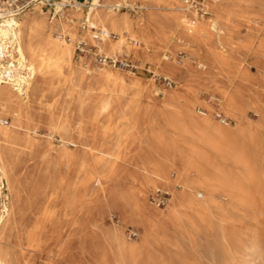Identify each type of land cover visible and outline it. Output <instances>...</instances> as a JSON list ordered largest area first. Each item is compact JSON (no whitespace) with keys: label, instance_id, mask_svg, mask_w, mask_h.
I'll use <instances>...</instances> for the list:
<instances>
[{"label":"bare ground","instance_id":"bare-ground-1","mask_svg":"<svg viewBox=\"0 0 264 264\" xmlns=\"http://www.w3.org/2000/svg\"><path fill=\"white\" fill-rule=\"evenodd\" d=\"M41 2L14 12L12 0H0V264L17 262L19 255L15 247L21 245L22 239L33 249L43 235L59 239L71 219L69 214L80 222L83 198L79 193L80 178L76 196H71L65 190L64 176L49 184L51 188L46 185L32 190L28 187L35 180H27L19 170L26 169L39 155L40 161L53 156L68 168L74 156L69 147L80 146L92 155V164L112 171L115 162L121 159L119 146L108 145L99 137L115 141L124 129L129 130L131 142H140L139 149L129 154L132 157L129 167L141 180L129 191L128 213L123 211L124 203L116 206L123 220L110 226V236L119 250L129 255V264H250L248 256L255 245L226 249L224 224L229 221L226 213L236 203L247 207L259 196L254 188L251 192L242 186L253 180L251 155L255 152L257 134L264 130L261 93L264 91V0L207 3L214 13L206 20L208 30L201 26L200 20H190L183 13L190 10L194 0H53V14L49 17L40 13ZM123 8L126 11H119ZM129 8H135V15L129 13ZM157 8L165 10L156 11ZM241 23L247 30L245 35L236 34ZM184 37L188 39V59H212L223 70L230 60L224 51L234 58L241 56V47L252 48L257 75H251L241 66L228 69L231 75L221 81L216 77L218 70L215 74L212 67L197 71L162 62L150 52L155 41L177 45ZM82 44L87 45V51L95 48L112 60L119 56L134 60L139 68L154 60L166 75L172 76L176 89L161 93L165 99L163 106L170 112L162 117L174 134L166 136L158 130L153 114L149 128L143 131L141 125L148 116L147 106L141 103L142 78L123 75L115 69L116 64L96 65L89 54L77 56L76 49ZM121 63L129 65L125 61ZM125 79L129 91L122 86ZM71 81L79 89L74 99L78 114L75 122L68 118L70 114L68 117L64 114V100H60L61 89ZM202 89L215 90L209 94L219 100L220 109L230 118L229 123L221 124L213 119L214 107L198 97ZM197 102L204 109L198 110L202 116L195 113ZM35 103L37 111L33 109ZM173 103L181 109L171 113ZM247 105L254 107L256 121L245 116ZM103 111H109L107 124L102 131L100 128L101 132L89 133L86 124ZM2 115L11 118L9 125H4L8 121ZM41 118L51 131L49 136L60 142L58 148L51 141L45 145L39 141ZM263 141L258 145L262 147ZM170 170L176 172L174 179L169 177ZM91 177L102 183L106 173L98 171ZM146 188L168 194L164 209L148 204ZM59 195L62 198L57 202ZM125 220L141 229L134 241L125 237ZM216 230L224 240H216L213 235ZM219 246L225 252L221 258L215 250Z\"/></svg>","mask_w":264,"mask_h":264},{"label":"rangeland","instance_id":"rangeland-1","mask_svg":"<svg viewBox=\"0 0 264 264\" xmlns=\"http://www.w3.org/2000/svg\"><path fill=\"white\" fill-rule=\"evenodd\" d=\"M36 1H40V0H36ZM36 1L30 3L29 5H33ZM78 1L84 2L86 0H78ZM212 1L213 0H208V1L207 0H194V5L190 7V10L184 11L183 13L186 12L187 18L190 20H196V19L200 20L201 26L205 30H208L207 21H209V19L212 18L214 13L208 9L207 3H210ZM51 2H53V0H42V2L39 3L41 7L40 13L45 17H49L50 15L53 14V12H51V7H52ZM192 9L194 10L193 12H195V14L191 12ZM164 10L165 9L163 8L156 9V11H164ZM119 11L121 12L126 11V8H123ZM44 13H46V15ZM129 13H131L132 15H135V8H129ZM142 15L143 14H141V17H143ZM246 31L247 30L245 28V25L241 23L240 25H238V30L236 31V34L245 35ZM55 32H57V30H55ZM137 39H138V43L136 45H139L140 43L139 38ZM187 42H188V39L185 37L182 38L178 42L177 45L173 43L166 44V43H161L159 41H155L153 44V47L150 49V52L154 53L157 57H159V59L162 62L176 63L184 67H191L197 71H206L212 67L214 69L215 74H216L215 71L218 70L216 77L220 78L221 81L225 80L227 78V75L228 76L229 74L231 75L229 71L235 70L236 68H239L241 66H242L241 68H245L251 75H257V68L255 66L256 57L253 54L252 48L247 49L246 47H241L239 50L241 56L240 57L237 56L234 58L231 57L232 55L229 51L228 52L227 50L224 51L226 56L230 59L228 60L229 62H227L226 66L229 64L228 66L231 68L227 66L225 68L226 70H223V68H220L221 66L217 64L216 62L212 63L211 62L212 59L209 61L207 60L204 61L202 59H196V60L188 59V57H186L188 56ZM201 50H204V48H202ZM76 54L79 57H84L86 54H89V56H91L92 61L96 65H99V66L105 67L108 64L109 65L116 64L115 69L123 73V75L125 76H129V75L130 76L131 75L140 76L144 84V90L142 91L143 96H141L142 97L141 103L144 107L147 106L146 113L148 116L146 119V122L141 125V129L145 131L149 128L150 122L152 120V114H153L154 116L153 118H155L154 120L156 121V128L158 130L162 131L163 134L166 136H170L174 134L172 127L167 125L166 123L167 120L165 117L170 112L165 106H163L162 102L165 99L161 91L162 90L163 91H173L176 89L177 85H176L175 79L170 75H166L162 67L159 66L157 63H155L154 60L146 61L143 64V67L145 68L141 67L142 68L141 69L139 67H136L137 62L134 60H128V59H125L119 56L118 58L114 57L113 60L115 59L116 60L113 62L112 59L106 57L104 54L98 53L95 50V48H92V50L87 51V45L85 44H82L81 47L76 49ZM121 61L123 62L125 61L129 63V65L125 66L121 63ZM262 64L264 66V61H262ZM125 82H126V79L124 81V84H122V86L123 87L125 86L127 90L129 91V83L126 82L125 84ZM69 83L67 82L65 84L66 86L64 85V87L61 89V93L63 94V97L61 95L60 100L61 101L64 100L63 101L64 103H67V102L71 103V104L62 103L64 107L63 111L65 112L64 114L67 117L70 114L68 118L71 119L72 121L74 120L73 122H75L77 120L76 118L78 114H77L76 100L74 99H76L79 89L77 88V86H75L74 81L73 82L71 81ZM260 89L262 88L260 87ZM214 91L215 90L202 89L198 92V97L200 101H203V102L207 101V103L211 104L214 107L212 116L216 122H219L221 124L229 123L230 118L220 109V104H218L220 103L219 100L216 99L217 100L216 101L215 98H212L211 95L209 94L210 92H214ZM261 93L262 95H264V91H262ZM54 98L55 97H49L47 99L52 100ZM252 105H247V108L245 107L244 109L245 110L244 113H245V116L247 118L249 117L251 121H256L257 113ZM156 108L158 109L159 113ZM33 109L34 111H37L38 106L36 103ZM180 109H181V106L179 104L173 103V106L171 107V113H173L174 110H180ZM198 110H204V109L202 105L197 102L195 105V113L196 115L202 116V114H200ZM140 111L141 113H144L145 108L141 109ZM154 112H157V113H154ZM75 114L77 116H75ZM108 114H109V111L100 112L98 116H96L97 118L95 117L93 121L88 122L86 124L87 129L89 130L88 132L89 133H92V131L101 132L102 128L105 126V123L107 124L108 122L107 120ZM164 115L165 117H162ZM218 116L226 117V122L221 120L222 117H218ZM1 118L8 121V122H4V125H7V124L9 125V123L11 122V118L6 115H2ZM161 119L163 120V123ZM38 122L41 124V128L40 130H38V133H37V137L39 141L43 145L47 144L48 141H51L52 144L56 148H58V145L60 146V142L55 137L51 138L49 136V133L51 131L48 130L47 127H45L46 126L45 120L41 118L38 120ZM144 124H146L147 126ZM231 124H233V121H231L230 125ZM262 124L264 125V120ZM160 125L163 127H161ZM100 128H101V131H100ZM164 128L166 129L164 130ZM124 130L122 132L123 134H121L115 141L111 139L109 140L110 142H112V144L108 141V139L104 140L101 137H99L100 139L98 138L100 141L103 140L108 145L117 144L119 146V152L121 154V159H118L115 162L114 170L112 171H109L104 167H100V166L98 167L92 164V159L94 158L92 157L91 154L87 153L85 149H82L83 147H80V146H70L69 147L70 153L74 156L72 157L70 166L68 168L63 163H58L56 161V158L53 156L48 157L46 159L42 158L41 159L42 162H41L40 161L41 157L39 155L31 160L32 163H30V165L26 169L19 170L20 172H22L24 178H26L27 180H30L31 178L35 180V182L32 184L33 186L28 187V189H32V190L33 189L36 190L39 188H45L47 187L46 185H48L47 188H51L49 184H53V182L59 176H64L66 180L65 185H64L65 190L71 196H76V193H77L76 183L78 181V178H80V180H82V185L79 189V193H80V197L81 198L83 197V198L81 199L82 210H81V217H80L79 223L75 221V217L73 216V214H69L71 219L69 220V222H67L66 231L62 234V236L59 239H53L46 235H43L41 239L38 241L39 242L38 245L35 246L34 249L29 248L26 240L22 239L21 245L15 247L16 252L19 255V258L17 262H15V264L16 263L17 264H129V255L122 253L119 250L117 243L114 242L110 236V226L117 225L118 222H121L123 220L122 212H120L119 207H116V206H122L121 204L124 203L125 208L123 211L124 213L125 212L128 213L127 206L129 202L128 200L129 191L135 188L141 180V176L137 173L135 174L134 172H131L130 167H129V160L132 159L131 155H133L139 149L140 145L138 144L140 142L139 140H134V142L133 141L131 142V140L129 139V130H126V129ZM263 131L264 130H262L259 134H257L258 138L256 137V140L254 143L255 152L252 153L251 155L250 173L253 175L252 181L254 182H252L250 179V182L244 183V186H242L243 189L251 191V192H252V189L254 188L253 190L256 191L258 193L257 195L259 196H257V198L253 200L254 202L253 201L250 202L251 207L250 206L246 207V205H243V204H241L242 205L241 207L239 206L240 204L237 205L236 203L233 206V209L231 208L226 213V216L229 219V221H227L224 224V230L226 231V236H227V240H226L227 242H226V247H225L226 249L233 248L235 250L236 245L242 248L245 245L254 244L255 245L254 250L258 249L257 252L259 250L260 251L262 250L261 252H258V254L254 250L250 251V255L248 256V259L250 258L249 259L250 264H264V193H263L264 192V157H263L264 151H262L261 149V148L264 149V141L263 143H260L262 144V147L261 145L260 146L258 145L259 142H262V140H264ZM41 132L43 135L40 134ZM43 139L45 140V142ZM130 144L131 146H129ZM122 155L125 158L122 157ZM256 157L258 158V160ZM257 161L259 163L262 162L263 165L262 164L260 165ZM38 163L39 164L42 163V164L39 165ZM46 163H47V167H45ZM256 163L258 164L256 165ZM85 165H87V167ZM253 165L254 167H252ZM50 170L52 171L50 172ZM26 171L28 174H26ZM98 171H102L106 173V178L104 179L102 183H99V181L96 178L91 177V175L92 176L95 175V173ZM169 175L171 179H174L176 176V172L174 170H170ZM47 176L49 179L47 178ZM39 178H41L42 180H40ZM257 185H258V189H257ZM48 190L51 191L50 189ZM81 194H83V196ZM145 194H146V199L149 205L156 207L158 209L165 208L168 194L162 195L160 194V192L153 191L152 189H148V188H146ZM118 196L119 198H117ZM259 197L263 199L262 202H260L261 200ZM61 198L62 196L59 195L56 201L58 202V200L59 199L61 200ZM255 202H256V205L254 206L253 204H255ZM107 205L110 209L107 207ZM253 206L257 207V209L254 208ZM106 208L108 209L106 210ZM124 227H125L124 233H125V237L127 238V240L128 241L136 240L141 229L137 225H135L133 222H129L126 220L124 221ZM213 235L218 241L223 239V237L220 235V232L218 230L214 231ZM215 250H216V254L220 258L225 254L224 250L220 246L217 247ZM141 263L142 262H138L137 264H141Z\"/></svg>","mask_w":264,"mask_h":264},{"label":"built area","instance_id":"built-area-1","mask_svg":"<svg viewBox=\"0 0 264 264\" xmlns=\"http://www.w3.org/2000/svg\"><path fill=\"white\" fill-rule=\"evenodd\" d=\"M13 1V11L17 12V11H21L24 8H26L30 3L36 1V0H12ZM97 37L100 36V33H97ZM117 63V62H116ZM120 63V62H119ZM218 117H222L221 120L226 122V117L223 116H218ZM162 197V196H161ZM164 201V200H163ZM161 201V202H163Z\"/></svg>","mask_w":264,"mask_h":264}]
</instances>
